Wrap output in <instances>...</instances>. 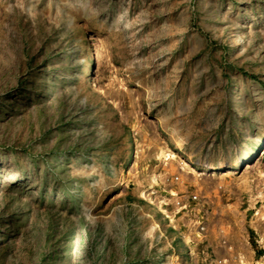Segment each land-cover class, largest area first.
Wrapping results in <instances>:
<instances>
[{
	"label": "rangeland",
	"instance_id": "1",
	"mask_svg": "<svg viewBox=\"0 0 264 264\" xmlns=\"http://www.w3.org/2000/svg\"><path fill=\"white\" fill-rule=\"evenodd\" d=\"M195 263L264 264V0H0V264Z\"/></svg>",
	"mask_w": 264,
	"mask_h": 264
},
{
	"label": "bare ground",
	"instance_id": "2",
	"mask_svg": "<svg viewBox=\"0 0 264 264\" xmlns=\"http://www.w3.org/2000/svg\"><path fill=\"white\" fill-rule=\"evenodd\" d=\"M252 141H253V142H257V141H259V140H258V137L253 138ZM243 154H244L243 152L240 153V161H241V159L243 158ZM240 161L237 162V166L240 164ZM183 163H184V162H183ZM236 171H238V170H235V172H236ZM154 182H155V181H154ZM154 182H153V183H154ZM139 198L142 199V200L148 201V203H149V204H152V205H154V203H155L151 198H149V197H148L147 195H145L144 193L139 194ZM154 206H155V205H154ZM195 264H196V263H195Z\"/></svg>",
	"mask_w": 264,
	"mask_h": 264
},
{
	"label": "built area",
	"instance_id": "3",
	"mask_svg": "<svg viewBox=\"0 0 264 264\" xmlns=\"http://www.w3.org/2000/svg\"><path fill=\"white\" fill-rule=\"evenodd\" d=\"M201 230L203 231V230H204V228H201Z\"/></svg>",
	"mask_w": 264,
	"mask_h": 264
}]
</instances>
